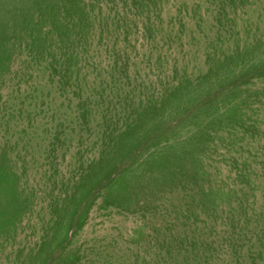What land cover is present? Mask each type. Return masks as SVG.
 Segmentation results:
<instances>
[{
    "label": "rangeland",
    "instance_id": "1",
    "mask_svg": "<svg viewBox=\"0 0 264 264\" xmlns=\"http://www.w3.org/2000/svg\"><path fill=\"white\" fill-rule=\"evenodd\" d=\"M124 1L7 46L0 264H264V0Z\"/></svg>",
    "mask_w": 264,
    "mask_h": 264
},
{
    "label": "trees",
    "instance_id": "2",
    "mask_svg": "<svg viewBox=\"0 0 264 264\" xmlns=\"http://www.w3.org/2000/svg\"><path fill=\"white\" fill-rule=\"evenodd\" d=\"M103 2L108 3L109 0H0V69L5 65L3 56L7 46L17 43L23 36H28L26 34L29 28L43 27V24L48 23L51 34L60 38V42L64 37V34L59 33L60 26H68L77 31L84 29L95 7ZM74 35L79 37L80 34ZM35 45L33 40L32 50L36 48ZM36 50L39 52L40 48ZM57 50L61 51V48ZM57 67L60 68L58 64ZM0 152V232L4 233L18 222L23 208L17 199L21 195L17 181L7 165L8 161H5L6 155Z\"/></svg>",
    "mask_w": 264,
    "mask_h": 264
}]
</instances>
